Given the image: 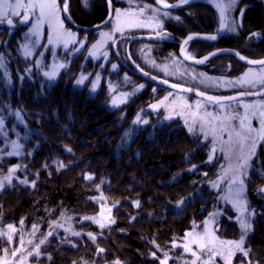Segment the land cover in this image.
Masks as SVG:
<instances>
[{
    "label": "trees",
    "instance_id": "obj_1",
    "mask_svg": "<svg viewBox=\"0 0 264 264\" xmlns=\"http://www.w3.org/2000/svg\"><path fill=\"white\" fill-rule=\"evenodd\" d=\"M109 1L115 7H126L125 13L138 16L136 24L144 29L134 36L159 34L162 26L172 36L166 40H144L150 42L154 50L145 53L141 60L139 56H130L135 43L130 51L128 43L122 45V55L127 58V65H133L136 60L142 70L131 67L133 70L126 72L131 77L129 91H136L131 99L147 107V99L151 101L158 94L164 95L170 89L157 84L159 78L196 89L194 74L187 72L186 67L192 69L197 66L182 61L180 42L192 33L212 34L217 31L221 23L219 11L206 2H200L177 10L182 19L166 20L162 17L172 11H155L153 7L156 6L147 4H153L152 0H87L86 3L85 0H78L82 8L79 10V6L76 7L78 13L73 9V15L79 28L87 30L105 21L110 13ZM246 1L241 0V3L246 4ZM253 1L260 3L263 0ZM258 5H252L244 14L245 33L252 28L264 29V14ZM240 12L235 16L238 17ZM148 16H158L160 20L163 19V25L149 23L146 19ZM93 31L96 33V29ZM228 37L226 45L235 47V44L245 43L242 42L244 37L239 35ZM190 44L205 49L213 42L194 39ZM254 48L258 50V45ZM161 58L164 62L160 61ZM165 62H168L170 69L165 72L156 69L155 66H162ZM135 66L138 65L135 63ZM179 67L180 73L177 72ZM132 75L135 77L132 78ZM16 78L21 81L18 76ZM66 80L61 79L53 88V95L57 97L53 105L62 108L63 98L66 104H70L69 109L76 112L77 118H72V122H66L63 126L59 118H40L42 126H46V140L37 141L34 153L29 152L34 159L30 163V170L33 171L35 167L40 169L42 164L47 167L40 170L34 186L29 184L0 193V215H5L7 224L13 223L12 226L8 225L10 232L7 239L14 240V248L20 244L26 246L24 249L26 251L28 248L30 254L35 253V249L44 250L56 229L67 230L69 227L65 221L66 213H99L100 206L92 197L100 194L112 204L111 218L106 222L103 234L95 240L79 241L76 246L61 245V241L56 239L54 246L45 249L51 250L53 264H97L101 261L103 264H156L147 257L155 241L171 246L173 236L184 235L199 219L206 220L211 211L219 206V196L212 186L217 165L210 161L208 145L206 147L200 138L192 136L175 121H161L163 118L156 117V112H151L147 107L141 110V121H148L149 126L138 131L129 147L122 148L120 142L126 127L132 125L139 115L134 108L135 102L130 100L116 108L110 107L112 104L103 106L106 98L110 99L117 91L108 93L103 85L95 97H86L84 93L79 95L72 91V79ZM141 84L143 87L139 91ZM151 86H157L159 91L156 92ZM17 87L13 95L15 101H18L17 97H22L27 111L48 108L36 102L39 86ZM22 121L36 122L34 118H22ZM71 124L75 125L71 128ZM16 161V158L12 159V163ZM58 162L60 166L56 165ZM89 176L92 179L86 178ZM261 182L264 184V175ZM260 190L257 182L256 187L249 191L250 199L260 210L257 225L248 239L252 258H264V192ZM90 225L94 226L91 222L82 224L91 228ZM220 228L222 235H236L237 226L228 217H222ZM70 233L73 235L71 230ZM16 235L20 242H17ZM41 256L44 259L42 253ZM10 261L4 260L0 264H16L15 259Z\"/></svg>",
    "mask_w": 264,
    "mask_h": 264
},
{
    "label": "rangeland",
    "instance_id": "obj_2",
    "mask_svg": "<svg viewBox=\"0 0 264 264\" xmlns=\"http://www.w3.org/2000/svg\"><path fill=\"white\" fill-rule=\"evenodd\" d=\"M162 1L173 3L178 0ZM40 2L41 0H0V4L6 5L0 11L9 13L7 17H0V118L3 120V123L0 124L2 134L0 138V182H3L0 193L12 188L26 187L33 184V181L35 182L36 177L39 176L40 170L47 167L46 164H42L40 169L35 167L33 171L30 170V163L34 162V159L29 155V152L34 153L33 149L37 141L39 142L40 139L46 140V126L44 125L45 128L42 126L39 121L40 118H59L61 126L66 122H72V118H77L76 112L69 109L71 108L70 104H66V100L63 98L61 102L64 106L62 108L54 107L53 104L57 97L53 95V88L58 82L63 78L72 79L74 81L72 91L78 92L79 95L84 93L86 97H95L101 87L105 85L108 93L117 92L110 99L107 97L103 106L108 107L112 104L110 107L116 108L131 100L130 102H135L134 108L139 112L137 117H139L140 122H134L126 127L120 147H129L134 142L138 131L149 126L148 123L143 124L141 121V118H143L141 110L148 107L151 112H156L154 114L156 117L163 118L161 121H175L192 136L200 138L205 146L208 145L209 147L206 146L210 154L209 157H211L210 161L217 165V173L212 178V186L219 196L218 208H214L206 220L199 219L184 235L173 236L171 246L165 245L159 240L155 241L152 244L151 253L147 257L156 264H161V261L164 264H192L193 261H195V264H264V258L251 257L248 246L249 236L257 225L256 218L260 213L258 206L250 199L249 191L256 187L257 182L258 187L264 189V184L261 182L264 175V139L260 138L264 134V111L258 112V105L264 110V100L254 98L258 88L257 85H264V66L249 67L236 60L241 65L237 63L234 68L233 64L227 63L231 58H223L224 56L202 64L200 68L188 69L184 65L187 72L194 74L193 79L196 83L193 85L194 87L197 86L196 90L217 98L231 95L232 100L214 103L201 97H192L182 90L170 89L164 95L159 96L158 94L154 100L149 101L147 99L145 102L146 104L149 102V104L144 107L140 102L135 101L136 99H131V96H135L136 91L134 89L131 92L129 91L128 85L131 77L127 76L126 72L131 69L127 65V58L122 55L121 49L122 45H127V43L129 45L130 36L139 34L140 30L144 29L138 28L136 24L138 16L125 13L126 7L120 8L113 5L114 13L111 21L107 26L96 29L95 33L93 30L79 28V23L73 15V9L78 13L76 7L79 6V10L82 8V4L78 0H54L55 10L45 8L43 15H41L38 6L28 7L29 4L38 5ZM43 2L51 4L53 0H43ZM152 2L153 4H147L156 6L157 8L152 6L155 11L157 9L158 11L160 9L164 10L154 0ZM17 3L23 6L14 7ZM206 3L217 9L221 18L219 4L216 1ZM238 3H240V0H237L232 8L238 6ZM246 4L252 6L257 3L253 0H247ZM258 4L261 5L264 14L262 2ZM65 5L72 17L71 21L66 17ZM169 11L172 12H167L165 17L162 18L166 20L172 18L182 19L177 10ZM13 13H18V15ZM117 13H119V16H117ZM24 16L30 17V22L23 25ZM8 19L12 20L11 25L7 23ZM146 19L151 24L163 25V19L160 20L158 16H148ZM241 19L240 16L230 19V34L244 37L242 42H248L249 40L251 43L256 42L258 40L256 33L248 34L240 28V24L244 25L245 23L244 21L240 23ZM220 28L221 23L214 33H217ZM260 30L259 35H264V29ZM161 31L159 35L162 37L168 35L169 31L164 26H162ZM250 35H252L251 38ZM220 45L216 43L203 49V46L196 45V47H193L189 44L186 53L190 57L198 58L197 56H205L211 51L221 48ZM242 45L243 43L235 44L239 47H242ZM151 46L148 41H136L133 51H130V56H139L141 60L145 57V53L154 50ZM263 49L264 46H262L261 52L258 53L257 51L252 57H245L250 60H261L264 58ZM199 53L201 55H198ZM160 61L164 62V59L161 58ZM182 61L184 60L182 59ZM134 62L138 65L135 68L132 66L134 70L142 71L140 64L136 60ZM213 63L220 64L221 70L219 69V72H216L217 69L215 68V70L211 69L214 73L210 71ZM60 65H64V67H60ZM167 65L168 62H165L162 66L155 67L160 72H165L168 68L170 69ZM45 72H54V78L50 79L45 76ZM177 72H181L180 67ZM16 76L21 81H18ZM81 77L85 79L83 83L78 84L77 81ZM133 77L135 76L132 75ZM18 85H21L22 88L25 85L39 86L40 89L36 91V102L38 105L42 104L43 107L48 108H38L32 112H30L31 110L27 111L25 100L22 97H17L18 101H15V96H13ZM141 86L143 84L139 85V91L142 89ZM146 87H150L148 83ZM152 87L156 92L159 91L157 86ZM200 90H208V92ZM237 92L243 95H232ZM250 94L253 96L246 97ZM240 96L247 100L241 99ZM153 105H156V107L153 108ZM17 112L21 118H34L36 122H21L17 118ZM74 125L71 124V128ZM190 128L192 131H189ZM35 132H39V135L34 134ZM126 133L130 134L126 135ZM253 141H255L254 154L250 155L247 160V167L244 168L242 167L245 163L244 157H249ZM14 143L19 147H14ZM9 153L14 154L9 155ZM15 158L17 161L12 163V159ZM56 165L60 166L61 163L58 162ZM13 168L16 171L10 173V169ZM244 171L247 172V177L244 179V188L240 193L238 203L236 192L239 186L232 184V180L238 172L243 173ZM5 177H8V180H5ZM25 179L28 183H21ZM92 198L100 206L99 213L95 215L76 212L66 213L65 221L69 229H56L49 239L48 247L45 249L54 246L56 239L61 241V245L76 246L79 241L92 237L96 239L103 234L106 222L111 218L110 207L112 204L111 201L100 194L99 196L93 195ZM227 210L232 213H227ZM252 212H255V215L250 217L252 230L245 238L243 245V248L248 251V256L245 257L241 251L235 248L234 244L226 242L240 240V219L248 217ZM0 216H2L0 217V262L15 259L16 264H53L51 250L35 249V253L30 254L28 248L25 251L26 246L24 245L20 244L14 248V240L7 239V233L10 232L8 225L12 226L13 223L7 224L5 215ZM222 217H228L237 226L236 235L233 237L229 234L222 235L220 228ZM87 222L93 223L94 226L90 225L91 228L82 226L83 223ZM5 224H7L6 227ZM101 224L104 227H101ZM75 233H80V235H75ZM89 233L92 236H89ZM16 239H18L17 242H20L17 235ZM185 246L191 251H186ZM192 252H195L196 255H192ZM41 253L45 256L44 259ZM97 264H103V261Z\"/></svg>",
    "mask_w": 264,
    "mask_h": 264
},
{
    "label": "water",
    "instance_id": "obj_3",
    "mask_svg": "<svg viewBox=\"0 0 264 264\" xmlns=\"http://www.w3.org/2000/svg\"><path fill=\"white\" fill-rule=\"evenodd\" d=\"M208 1H216L218 4H223L224 5V9H223V16H222V12H221V28L220 30L217 32V33H212V34H207V33H192V34H189L187 35L184 40H182L181 44H180V50H179V54H180V57L187 63L189 64H192V65H196V66H199V65H202L204 64L206 61H208L209 59H211L214 55H216L217 53H229L231 55H233L238 61H240L241 63H243L244 65L246 66H249V67H255V68H258V67H262L264 66V64L262 63H249V61H264V58L261 59V60H250V59H247L246 57L240 55L235 49H231V48H221V49H217L209 54H206L205 56H202V57H199V58H193V57H190L188 56V54L186 53V49L188 47V45L190 44V42L193 40V39H202V40H207V41H212V42H219L221 41L222 37L226 34L227 30H228V26H229V16H228V10L226 8V5L224 3V0H190L189 3H181V0H178L177 2L175 3H168V2H165V1H162L161 0V3H157V0H154V2L162 9H166V10H180L182 8H185V7H188V6H191V5H194V4H197V3H200V2H208ZM109 3V6H110V13H109V16L106 18L105 21H103L102 23L100 24H95L91 27H88L87 30H93V29H100V28H103L105 26H107L109 24V22L111 21L112 17H113V3L112 2H108ZM168 4V5H174V7H164V4ZM221 9V8H220ZM65 14H66V17L68 18V20H72V17L70 16L69 14V10H68V7H67V11H65ZM30 22V17L28 19L27 22H23V24H27ZM212 36H215L216 38L215 39H210L209 37H212ZM189 37H192L191 39H189ZM163 37L161 35H157V34H141V35H136V36H130L129 39H130V43H129V51H130V48L131 46L136 42V41H141V40H160L162 39ZM185 41H187V43L185 44ZM237 53L239 55H237ZM241 57H244V59H241ZM198 61H202V62H198ZM157 84H160V85H163L164 87L168 88V89H175V90H182V91H185V92H188L189 94L193 95V96H196V97H201L203 99H206V100H209L208 98L211 97L209 95H200L201 92L189 87V86H186V85H183V84H180V83H177V82H173V81H170V80H165V79H159L157 80ZM253 95H247L246 97H252ZM213 99L210 100L212 102H215V103H219V102H227L229 101L231 98L230 97H221V98H215V97H212Z\"/></svg>",
    "mask_w": 264,
    "mask_h": 264
},
{
    "label": "snow or ice",
    "instance_id": "obj_4",
    "mask_svg": "<svg viewBox=\"0 0 264 264\" xmlns=\"http://www.w3.org/2000/svg\"><path fill=\"white\" fill-rule=\"evenodd\" d=\"M86 2H87V0H85V3H86ZM189 2H190V0H181V3H185V4H186V3H189ZM236 2H237V0H229V6L235 4ZM157 3H161V0H157ZM5 6H6V5H2V4H0V9H2V8L5 7ZM22 6H23V5L17 3L14 7H22ZM37 6H38L39 9H40L41 15L44 14V9H45V8H49V9H53V10H55V8H56V5H55L54 0H53V2H52L51 4L44 3L43 0H41V2H40L38 5H32V4H29V5H28V7H37ZM164 7H174V5H168V4L165 3V4H164ZM218 7L221 8V12H222V16H223L224 5H223V4H219ZM64 10L67 11V6H66V5H65ZM13 14L18 15V13H13ZM8 15H9L8 12L0 11V17H7ZM117 16H119V13H117ZM28 19H29L28 16H24V18H23V22H27ZM7 23H8L9 25H11L13 22H12L11 19H8V20H7ZM234 23H235V22H234ZM254 35H255V34H254ZM191 38H192V37H189V39H191ZM209 38H210V39H215L216 37H215V36H212V37H209ZM49 42L51 43V41H49ZM186 43H187V41H185V44H186ZM237 55H239V54L237 53ZM241 59H244V57H241ZM198 62H202V61H198ZM249 63H262V64H264V61H258V62H256V61H249ZM60 67H64V65H60ZM113 67H115V65H113ZM44 75L47 76V77H49V78L51 79V78H54L55 73H54V72H45ZM84 79H85L84 77H81V79L78 80L77 83H78V84H79V83H83V80H84ZM141 87H143V86H141ZM200 95H203V93H200ZM208 99H209V100H212L213 98H212V97H209ZM152 107L155 108L156 105H153ZM16 115H17V118H18L19 120H21V122H23V121H22V118L20 117V115H19L18 112L16 113ZM135 122H136V123H139V122H140L139 117H137V120H136ZM2 123H3V120H2V118H0V124H2ZM143 123L146 124V123H148V121H143ZM242 124H243V121H242ZM189 131H192V129L190 128ZM34 134L39 135V132H35ZM129 134H130V133H126V135H129ZM237 135H239V133H237ZM260 138H261V139H264V134H262V135L260 136ZM14 147H19V146H18V145H15V143H14ZM254 150H255V141H253L252 146H251V148H250V154H249V157H244V161H245V163H244V165H243L242 167H244V168L247 167V160L250 158V155L254 154ZM12 154H14V153H9V155H12ZM210 159H211V157H210ZM193 167H195V165H194ZM15 171H16L15 168L10 169V173L15 172ZM246 177H247V172H246V171H244L243 173L238 172L237 175H236V176L233 178V180H232V184H234V185H238V186H239V187L237 188V192H236L237 202H238V203H239L240 193L243 191V188H244V179H245ZM86 178H87V179H92V177H90V176H89V177H86ZM5 180H8V177H5ZM21 183L27 184L28 181L25 179V180L21 181ZM34 184H35V182L33 181V186H34ZM0 188H3V182H0ZM261 191H264V189H261ZM245 211H247V209H245ZM252 215H255V212L250 213L248 217H244V218H241V219H240V227H241V236H240V240H239V241H235V242H233V241H228V242H226V243H228V244H234V245H235V248H236L237 250L241 251L245 257L248 256V251H246V250L243 248V245H244V242H245V238L248 236V234H249V233L251 232V230H252V223H251V219H250V217H251ZM86 219H91V218H86ZM9 227L11 228V226H9ZM101 227H104V225L101 224ZM49 235H51V233H49ZM75 235H80V233H75ZM88 235H89V236H92L91 233H89ZM92 238L95 239V237H92ZM41 243H44V241H41ZM202 247H203V246H202ZM185 250H186V251H191V249H189L187 246H185ZM100 251H103V250L101 249ZM153 255H155V254L153 253ZM192 255L195 256L196 253H195V252H192ZM161 264H164V262L161 261ZM192 264H195V261H193Z\"/></svg>",
    "mask_w": 264,
    "mask_h": 264
},
{
    "label": "flooded vegetation",
    "instance_id": "obj_5",
    "mask_svg": "<svg viewBox=\"0 0 264 264\" xmlns=\"http://www.w3.org/2000/svg\"><path fill=\"white\" fill-rule=\"evenodd\" d=\"M173 3H175V2H173ZM224 3H225V5H226V8H227V10H228V16H229V26H228V30H227V32H226V34L222 37V39H221V41H219V42H213V44L212 45H214V44H216V43H219V44H221L220 46H221V48H231V49H235L240 55H242V56H247V57H252L253 56V54L254 53H256L257 51H258V53L259 52H261V48H262V44H264V35L263 34H261V35H259V33H261V30L260 29H257V28H255V29H249L246 33H256L257 35H258V40L256 41V42H254V43H251V41L249 40L248 42H245L244 43V45H242V47H239V46H235V47H233V46H230V45H226V43L228 42L227 40L229 39V37L228 36H230V35H232V34H230V19L231 18H236V14H237V12L238 11H241L240 12V14H239V16H240V18H242L239 22L241 23L242 21H245V13L247 12V11H249V9L251 8V5L249 6V4H242L241 3V0H240V3H238V6L236 5L234 8H232V5L231 6H229V2H227V0H224ZM262 4H263V8H264V0L262 1ZM256 5H258V3L256 4ZM258 7H260V8H262L261 6H259L258 5ZM238 16V17H239ZM249 24V23H248ZM241 26H240V28L241 29H243V26L244 25H242V24H240ZM253 35V34H252ZM252 35H250V38L252 37ZM170 37H172L171 36V34L168 32V35L166 36V37H163L162 39H160V40H166L167 38H169L170 39ZM181 44V43H180ZM212 45H210V46H212ZM255 45H258V50L256 49V48H254V46ZM209 46V47H210ZM217 47H219V46H217ZM216 47V48H217ZM221 48H217V49H221ZM217 49H215V50H217ZM215 50H213V51H215ZM213 51H211V52H213ZM210 52V53H211ZM180 53V52H179ZM223 56H226V57H231V60H229V61H227V63L229 64V63H231V64H233V67L235 68L236 67V64L238 63V64H240L239 62H237L236 60V58L233 56V55H231V54H229V53H217L213 58H211V59H209L208 60V62H210V61H213V60H215V58H219V57H223ZM197 57H199V56H197ZM202 57V56H201ZM207 62V63H208ZM221 63H223V62H221ZM206 64V63H205ZM241 64H243V63H241ZM240 64V65H241ZM134 67L135 68V62H134V64L133 65H129V67L131 68V67ZM201 66V65H200ZM200 66H197L198 68H200ZM221 66H220V64L219 63H213L212 65H211V68H210V71L212 72V73H214L212 70L215 68V69H217V71L216 72H219V69L221 70V68H220ZM240 67V66H239ZM238 67V68H239ZM263 67V66H262ZM233 68V69H234ZM212 69V70H211ZM214 69V70H215ZM230 69V68H229ZM235 70V69H234ZM261 84H259V85H257L258 86V88L256 89V96L254 97V98H261L262 100H264V85H261ZM260 86V87H259ZM201 91V90H200ZM205 94V93H204ZM236 94V95H235ZM238 94H241V95H243L242 93H234V94H232L233 96L235 95V96H237ZM251 95V94H250ZM211 97H214V96H212V95H210ZM225 97V96H224ZM226 97H231V95H228V96H226ZM240 98L241 99H245V98H242L241 96H240ZM232 99H230L229 101H231ZM245 100H247V99H245ZM257 102V101H256ZM258 103V102H257ZM264 110H263V108L260 106V105H258V112L260 113V112H263Z\"/></svg>",
    "mask_w": 264,
    "mask_h": 264
}]
</instances>
